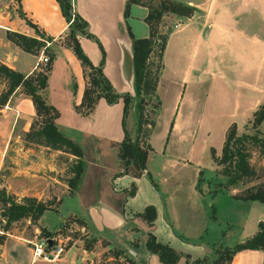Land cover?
<instances>
[{
    "label": "crops",
    "instance_id": "1",
    "mask_svg": "<svg viewBox=\"0 0 264 264\" xmlns=\"http://www.w3.org/2000/svg\"><path fill=\"white\" fill-rule=\"evenodd\" d=\"M124 1L70 0L73 11L87 21L86 30L91 34L90 37L78 34L83 52L94 65L101 64V71L111 83L113 91L133 94L131 40L127 26L135 37L146 36L148 27L142 20L143 29L141 26L139 30L136 28L138 33L131 30L123 15ZM179 1L192 5L194 9L189 16L176 15V26L167 32L161 52L158 77L164 69L177 79L179 77L173 72L176 70L167 65L164 58L166 50L170 47L175 50L177 62L187 53L186 65L176 71H180L178 81L181 95L175 102V114L164 128V139L160 146L151 142V127L146 141L152 149L147 152L145 168L139 175L133 176L130 172L115 175L121 168L116 156L117 144L123 137L121 97L108 103L99 96L88 114L74 108V104L80 101L85 80L79 60L69 47L58 45L61 55L54 57L50 68L51 76L58 68L61 70L63 81L59 95H55L47 86L44 94L47 102L58 111L55 117L57 127L82 148L85 164L71 192L67 180L73 172L70 169L62 171L65 166L57 162L58 153L65 151L55 148L44 153L35 148V142L20 141L22 138L16 130H28L34 115L32 101L21 86L15 87L0 105V162L4 159L10 139L19 141L9 170L1 174L0 187L11 194L15 201H20L22 196L51 200L50 205L34 220H26L31 227L29 232L21 227L0 237V264H88L91 250L83 248L80 238H74L69 246H64L63 253L56 259H44L32 253V242L40 236V226L57 230L61 222L71 215L84 221L82 230L87 237H95L97 241L105 239L108 245L120 247L127 256L144 260L147 264H164L155 253L144 248L148 226L144 218L135 212L147 204L155 208L151 231L156 239L181 253L175 264H184L185 253L191 260L203 255L211 257V247L219 243L232 245L252 234L259 220L264 221V203L258 200L242 201L209 187L199 191L203 183L206 185V180L214 177L211 168L205 172V168L194 164L189 183L184 190H180L181 167L193 162L184 153L178 155L169 149L171 138L183 140L184 134L177 117L185 99L182 95L187 80L198 76L199 63L208 64L219 54L215 50L219 37L230 39L234 35L231 30L240 34L238 29L233 28L238 25L243 24V118L249 119L252 110L263 100L264 0H223V3L218 0ZM235 1L232 8L227 6ZM133 6L142 8L140 17L145 15V6L131 4L129 10ZM24 17L37 24L44 36L52 40L62 39L68 22L56 0H0V62L28 74L39 66L37 60L44 45L37 52L23 49L7 36V31L43 41L47 39L40 37ZM47 41V45H50L51 40ZM5 87L6 81L0 77V92ZM129 120L132 121L130 114ZM126 123L130 135L131 128L127 129ZM146 172L155 185L150 182ZM199 180L202 183L199 184ZM131 182L136 186L135 191L124 197ZM225 202L237 208L242 205L243 215H238L240 221L234 226L227 223L233 217H228L224 212ZM223 217L224 225L220 223ZM57 235L58 232L43 236L55 238ZM262 261L263 252L260 249L243 248L233 253L228 264H262Z\"/></svg>",
    "mask_w": 264,
    "mask_h": 264
},
{
    "label": "trees",
    "instance_id": "2",
    "mask_svg": "<svg viewBox=\"0 0 264 264\" xmlns=\"http://www.w3.org/2000/svg\"><path fill=\"white\" fill-rule=\"evenodd\" d=\"M61 14L65 17L67 24V31L62 36L60 42H55L49 36H44L43 32L38 29L37 24L30 19L25 18L26 22L31 25L40 37L51 40L50 46H45L42 39L31 36H26L19 32L7 31V36L15 43L20 45L23 49L37 52L39 47L44 45V52L48 55V60L45 64L39 65L36 69L28 74H23L16 71L7 65L0 62V77L6 81V87L0 92V105L5 102L8 95L17 86H21L23 92L28 95L32 101L34 108V118L31 120L28 130L24 131L25 140L33 142H41L52 148L61 149L69 152L75 156L70 170L73 172L67 180L69 192L75 186L79 173L84 166L82 158V148L78 142L65 135L55 124V117L58 115L57 109L47 102L44 94L46 86L47 74L50 70V57L53 56L58 45L62 44L69 47L75 57L79 60L84 77V86L80 101L74 104V108L82 114H88L94 107V104L99 96L104 97L105 101L112 103L119 97L122 99V117L121 125L123 129V137L117 144L116 156L120 165V170L115 175L130 172L133 176L140 174L141 170L145 168V158L147 152L152 149L150 144L140 139L141 134L146 137L151 127L154 124V116L157 113L159 100L155 94V86L159 69L161 67L160 57L165 44L167 32L158 33L157 25L160 18L166 12L175 15L189 16L194 7L190 4L179 0H125L123 5V15H128L131 4H140L146 7V13L142 20L147 24L148 34L146 36L135 37L130 32L127 26V33L131 40L132 52V89L133 94L129 92H116L112 90L109 80L103 75L100 67L94 65L88 56L83 52L79 45L78 34L91 36L86 30L87 22L75 13L71 7L70 0H56ZM54 43V44H53ZM156 52L157 61L151 59V53ZM153 98L152 103L153 118L147 117L145 113L146 100ZM147 98V99H146ZM127 114L132 118V132L131 137L125 127V117ZM39 117V119H38ZM264 118V98L251 112L249 122L254 132H240L235 130L234 123H230L225 130L223 140L220 147V153L215 155L213 151L210 152L212 160L216 164H220L219 173L224 176L223 180L216 181V188L213 191L224 192L225 186L234 184L245 176H251L254 173L253 167L248 161L249 147L256 146L264 157V137L259 135L258 126ZM36 124V125H35ZM148 125V126H147ZM171 125V122L170 124ZM146 176L150 182L155 185L150 174L146 172ZM135 184L131 182L129 187L125 190L124 197L132 195L135 191ZM0 201L4 205L5 222L16 220L20 217L26 216L30 220H34L39 213L47 208L51 200H40L34 196H22L20 201H15L11 194H8L0 187ZM231 197L240 199H253L264 203V186H257L247 189L242 195H230ZM144 218L148 229L146 230V237L144 240V248L151 253H155L158 259L164 264H175L181 253L174 250L169 244L163 243L156 239L151 231L153 219L155 217V208L152 204L145 205L140 211L135 212ZM72 218L73 221L85 226L84 221L75 215L67 216L61 222L57 230H47L44 227H39V233L45 236H52L59 229L65 227L66 219ZM76 237V236H73ZM80 238V237H79ZM82 245L85 249H91L92 244L96 241L95 237H81ZM102 245H106L105 239H100ZM71 244V239L67 241V246ZM243 248H257L263 252L264 264V221L257 222L256 230L245 237L244 239L233 243L232 245H224L214 249V256L209 258L207 255L202 257L189 259L188 254H184V264H228L233 253L236 250ZM110 259L113 264H147L144 260H135L127 256L122 248L112 246L107 248ZM105 254V253H103ZM120 257L122 259H120Z\"/></svg>",
    "mask_w": 264,
    "mask_h": 264
},
{
    "label": "rangeland",
    "instance_id": "3",
    "mask_svg": "<svg viewBox=\"0 0 264 264\" xmlns=\"http://www.w3.org/2000/svg\"><path fill=\"white\" fill-rule=\"evenodd\" d=\"M152 1L154 2V0ZM218 1L223 3V0ZM234 3H236V1L231 4L229 3L227 6L232 8ZM141 13V7L133 6L130 8L128 15H126L127 22H129L128 24L131 25V30L135 33H138L136 28L139 30V27L141 26L143 29L144 22L142 21V17H140ZM175 19L176 15L173 13L166 12L163 14L157 25L158 33L169 32L171 29H173L175 27L174 24L176 23ZM220 19L222 20V18ZM233 28L238 29L240 34L236 33L234 30H231L234 35L230 39L227 37H219L215 47L216 53L219 54H217V56H215V58L208 64L199 63L198 76H196L194 79H188L183 90L184 93L182 98L185 99L182 104V109H180L179 115L177 117L180 122V129L184 134L182 137L183 140L181 138L178 140L177 138H171V144L169 147L171 151L178 155H183L184 153L193 162L192 164L185 163V166L181 167V181L179 182L181 185L180 190H184L185 186L189 183L188 179L192 175L191 169L194 167V164H198V166L201 168H205V172L210 170V168L214 172V177H210V179L206 180V185L203 183L201 187L198 188L199 191L205 190L206 187H209L210 190H213V188H216L217 186L215 182L224 179V176L218 171L219 168H221V165L216 164L212 160L210 152L213 151L215 155L220 153V147L225 130L228 128L231 122L234 123L237 133L254 132V129L251 127L250 122L248 121L249 119L243 118V24ZM58 40L60 39L53 41L57 43ZM228 48H230L231 51H229ZM185 50L188 51V47H186ZM43 53L46 54L44 50ZM155 53V51L152 52L150 57L154 60V62L157 61L156 56L154 55ZM56 55H61L59 49H57L56 53L50 57V68L51 65H53V61L55 59L54 57ZM188 57L189 56L186 53L184 57H182V59L180 58V60L177 62L175 50L170 47L169 50L165 51L164 58L167 60L168 67L172 66L176 71H178L182 69L184 65H186ZM199 57L201 56L199 55ZM176 66H178V68H176ZM176 71L173 72L175 75H179L178 79L170 74V72H167L166 69H164L159 74L156 93V97L159 100V106L155 116L152 110V103L154 100L151 98V96L149 97L150 99L146 98V116L150 118H153L154 116L155 121L152 129L153 132L151 134V142L155 146H160L162 144L164 139V128H167L169 121L175 114V102L181 95L180 93L182 89L178 81L180 79V71ZM50 73L51 69L47 76L48 84H46V86L48 89L51 88V91H54L55 95H59V90L61 88L60 86H62L61 82L63 81L61 77V70L58 68L56 73H54L52 76ZM127 115L125 117V122H127V129L131 128L130 136L132 137V121L129 120V114ZM34 116L35 115H33L32 119ZM16 131L23 141L19 138L18 140L26 143L28 140H25L24 132L19 130ZM258 132L260 136L264 137V118L261 120L258 126ZM146 138L147 136L143 137V134H141L140 139L146 141ZM13 140V138L10 139L4 159L0 162V181L2 178L1 174L7 172L9 170V166L12 164L11 159L13 158V152L15 151L16 145L19 143V141ZM33 144L37 150H41V152L44 153L53 151L52 149H55L50 146H48L49 148H45V144L41 142H35ZM74 159L75 158L73 155H70L69 152L65 151L63 153H58L57 162L62 164V166H65L64 170L62 171H68L70 166L73 164ZM248 161L253 167L254 173L251 176L243 177L234 184L225 186V188H223L224 193L226 192V194L229 195H242L247 189L260 185L264 186V157L261 155L256 146L249 147ZM200 174H203V171H200ZM62 176H64L63 173ZM200 183H202L201 180H199V184ZM215 199H217V197H215ZM240 200L243 201V199ZM240 200L239 202L242 204V201ZM241 206L242 205H239L238 209L237 207H233V205H229L227 202H225L224 212L228 217H233V219L227 222L228 224L234 226L236 223H239L240 220L238 219V215H243V210L240 208ZM3 207L4 205H2L0 201V237L7 234V232H15L16 229L20 230L21 227H24L25 231L29 232L31 227L26 221L27 219L30 220L29 217L23 216L6 223L4 211L2 209ZM221 215L222 212L219 213V216ZM224 220V217L220 220V223L223 225L225 223ZM82 228L83 225L73 221L72 218H67L65 227L58 230L57 237L63 239L66 247L67 241L69 239L72 241L74 238L80 237L82 241L81 237L88 236L87 233H83L84 231ZM237 230L238 229H235V231ZM101 243V240H96L93 242L90 249L91 257L87 259L88 264H113V262L110 261L112 257L107 251V248L112 246L108 244L102 245ZM222 246L224 245L219 243L214 247H211V257L214 256V249ZM120 259L122 258L120 257Z\"/></svg>",
    "mask_w": 264,
    "mask_h": 264
},
{
    "label": "built area",
    "instance_id": "4",
    "mask_svg": "<svg viewBox=\"0 0 264 264\" xmlns=\"http://www.w3.org/2000/svg\"><path fill=\"white\" fill-rule=\"evenodd\" d=\"M176 26V24H174ZM45 45L49 43V41L44 40ZM48 60L47 54H44L42 51L38 56L37 64L42 65ZM46 238L43 235L37 236L35 240L32 242V253L33 255L41 256L44 259H56L58 258L64 251L65 242L60 237H55L53 239V243L50 247L46 248Z\"/></svg>",
    "mask_w": 264,
    "mask_h": 264
},
{
    "label": "water",
    "instance_id": "5",
    "mask_svg": "<svg viewBox=\"0 0 264 264\" xmlns=\"http://www.w3.org/2000/svg\"><path fill=\"white\" fill-rule=\"evenodd\" d=\"M131 63H132V62H131ZM46 242H47V244H46V248H48V247H50L51 244L53 243V239H52L51 237H47V238H46Z\"/></svg>",
    "mask_w": 264,
    "mask_h": 264
}]
</instances>
